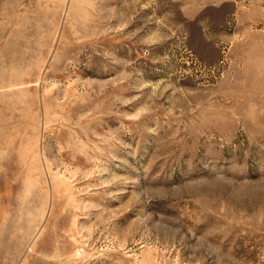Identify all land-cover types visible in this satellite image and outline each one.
I'll return each mask as SVG.
<instances>
[{
    "label": "rangeland",
    "instance_id": "1",
    "mask_svg": "<svg viewBox=\"0 0 264 264\" xmlns=\"http://www.w3.org/2000/svg\"><path fill=\"white\" fill-rule=\"evenodd\" d=\"M0 264H264V0H0Z\"/></svg>",
    "mask_w": 264,
    "mask_h": 264
}]
</instances>
